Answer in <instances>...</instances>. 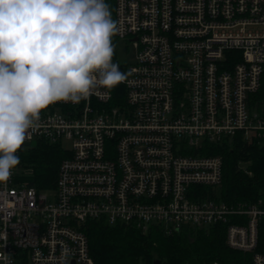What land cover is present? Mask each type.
<instances>
[{"label": "built area", "instance_id": "2783aa9c", "mask_svg": "<svg viewBox=\"0 0 264 264\" xmlns=\"http://www.w3.org/2000/svg\"><path fill=\"white\" fill-rule=\"evenodd\" d=\"M110 1L127 48L123 100L98 88L41 112L22 147L44 140L69 155L53 190L29 186L20 164L0 184V255L11 264H96L92 221L167 235L223 222L227 244L264 264L256 251L264 202L211 197L224 171L212 150L237 137L264 140L253 103L264 74V0Z\"/></svg>", "mask_w": 264, "mask_h": 264}, {"label": "clouds", "instance_id": "9594fccd", "mask_svg": "<svg viewBox=\"0 0 264 264\" xmlns=\"http://www.w3.org/2000/svg\"><path fill=\"white\" fill-rule=\"evenodd\" d=\"M118 32L105 0H0V184L49 105L126 79L113 63ZM0 259L11 264L10 254Z\"/></svg>", "mask_w": 264, "mask_h": 264}, {"label": "trees", "instance_id": "16d2710c", "mask_svg": "<svg viewBox=\"0 0 264 264\" xmlns=\"http://www.w3.org/2000/svg\"><path fill=\"white\" fill-rule=\"evenodd\" d=\"M109 5L115 20L113 2ZM116 35L113 63L124 69L119 61ZM116 104L123 100L124 87L113 88ZM254 105L264 113V74L261 88L253 95ZM224 159L223 180L212 198L230 205H251L264 202V140L245 142L240 137L212 150ZM66 148L44 140H36L20 149L22 179L38 190H53L59 167L68 156ZM205 196V195H204ZM234 221V220H233ZM226 223L209 228H184L172 235L161 228L152 227L147 232L125 224L108 225L100 221L89 222L86 232L90 251L96 264H251L252 253L231 248L226 242ZM256 251L264 254V217L260 222L259 242Z\"/></svg>", "mask_w": 264, "mask_h": 264}, {"label": "rangeland", "instance_id": "374dc122", "mask_svg": "<svg viewBox=\"0 0 264 264\" xmlns=\"http://www.w3.org/2000/svg\"><path fill=\"white\" fill-rule=\"evenodd\" d=\"M116 41V46H117V53H118V57H119V61L120 62H125L127 60L128 57H125V55L123 54L124 52L126 53V44L120 40H117V38L115 39ZM65 147H69L70 146V142L66 141L64 143Z\"/></svg>", "mask_w": 264, "mask_h": 264}, {"label": "water", "instance_id": "95a60500", "mask_svg": "<svg viewBox=\"0 0 264 264\" xmlns=\"http://www.w3.org/2000/svg\"><path fill=\"white\" fill-rule=\"evenodd\" d=\"M153 264H161V260L160 259H155Z\"/></svg>", "mask_w": 264, "mask_h": 264}]
</instances>
